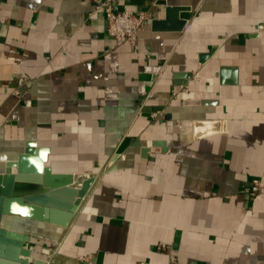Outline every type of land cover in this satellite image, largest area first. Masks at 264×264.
I'll use <instances>...</instances> for the list:
<instances>
[{"label":"crops","instance_id":"0c3cea01","mask_svg":"<svg viewBox=\"0 0 264 264\" xmlns=\"http://www.w3.org/2000/svg\"><path fill=\"white\" fill-rule=\"evenodd\" d=\"M104 1L0 0V174L29 143L44 187L93 179L65 227H0L27 263L264 264V0H111L148 17L133 47Z\"/></svg>","mask_w":264,"mask_h":264},{"label":"water","instance_id":"95a60500","mask_svg":"<svg viewBox=\"0 0 264 264\" xmlns=\"http://www.w3.org/2000/svg\"><path fill=\"white\" fill-rule=\"evenodd\" d=\"M181 10L166 9L167 22L174 21L176 26L173 30L176 31H181L185 24L177 18ZM199 104L190 102V105ZM215 124L193 122L194 138L219 132ZM47 153V149H34L28 143L15 161L6 164L4 172L0 174V221L3 216H18L65 227L76 213L93 179L84 180L79 188L68 185L57 189L44 187L43 164ZM21 241H26V237L13 239L0 227V264H45L43 260L27 263L30 252L19 248Z\"/></svg>","mask_w":264,"mask_h":264},{"label":"built area","instance_id":"2783aa9c","mask_svg":"<svg viewBox=\"0 0 264 264\" xmlns=\"http://www.w3.org/2000/svg\"><path fill=\"white\" fill-rule=\"evenodd\" d=\"M94 9L102 15L106 32L117 45L128 43L133 47L138 33L142 31L148 20L145 14H136L127 10L114 11L111 0L99 3ZM14 95H18V93L15 92ZM260 186L259 181H252L248 195H256Z\"/></svg>","mask_w":264,"mask_h":264}]
</instances>
